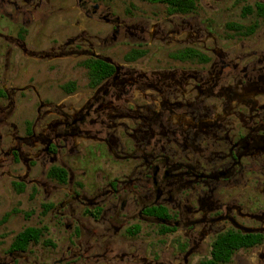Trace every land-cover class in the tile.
<instances>
[{
	"label": "flooded vegetation",
	"instance_id": "obj_1",
	"mask_svg": "<svg viewBox=\"0 0 264 264\" xmlns=\"http://www.w3.org/2000/svg\"><path fill=\"white\" fill-rule=\"evenodd\" d=\"M102 18L112 22L110 38L116 40L123 30L121 23ZM257 28L241 34L237 64L222 57L213 60L202 74L184 68L142 70L130 62H109L101 52L93 51L88 55L94 73L88 93L78 97L79 92L71 90L52 103L53 109L46 106L51 102L41 98L35 84L10 86L34 92L37 118L22 134L16 127L13 133H0V157H21L29 148H36L29 158L44 156L41 163L45 175L58 184L68 182L49 175L56 166L58 140L65 143L69 153L77 149L80 140H89L98 147L94 146L98 155L100 148L105 147L114 157L131 160L130 175L125 180L108 181L90 197L67 189L70 200L61 202L72 212L69 215L76 220L78 235L88 225L94 226L86 230L87 243L89 248L100 250L102 261L105 253L111 251L105 245L123 242L113 234L123 227H130L127 231L134 234L142 221L151 225L154 247L161 245L159 250L163 253L165 245L170 248L169 253L175 250L171 264L181 263L183 247L187 263L204 237L210 238L211 248L220 235L228 239L230 247L236 245L233 239L237 238L243 244L232 254L238 250L253 253L264 246V208L252 210L241 199L248 194L264 196V28ZM37 54L34 59L58 58L48 51ZM0 95L6 96V88ZM75 96L81 102L71 109ZM53 114L58 115L55 121ZM7 135L10 142L6 145L3 136ZM171 137L178 140L174 159L169 158L171 154H162V144ZM5 174V164L0 161V177ZM219 187L221 198L215 194ZM80 207L91 223L75 217L74 212ZM64 225L73 227V223ZM95 228L100 234L91 237ZM32 241L28 239L22 247L11 242L7 251L0 250V264H63L77 253L70 246L53 252L52 246L46 256L28 259L25 253ZM145 248L137 252L149 256ZM86 250L85 247L81 255L88 258ZM133 254L125 256L122 252L120 258H113L133 264L137 259ZM161 262L157 254H152L148 264ZM240 263H254L253 257L237 259L236 264Z\"/></svg>",
	"mask_w": 264,
	"mask_h": 264
},
{
	"label": "rangeland",
	"instance_id": "obj_2",
	"mask_svg": "<svg viewBox=\"0 0 264 264\" xmlns=\"http://www.w3.org/2000/svg\"><path fill=\"white\" fill-rule=\"evenodd\" d=\"M261 4L264 5V0H192V3L0 0V93L6 88V96L0 95V133H13L12 129L16 127L18 133L22 134L37 118L38 101L34 92L30 88L19 90L10 86L35 84L41 98L51 102L46 106L53 109L52 103L58 102L71 90L78 91V97L85 91L88 93L94 74L88 55L93 51L101 52L109 62H130L142 70L184 68L196 69L198 74H202L213 60L218 61L222 57L237 64L241 34L255 26L258 30L264 28V6ZM101 17L121 23L123 30L120 28L121 33L116 40L110 38L112 22H104ZM125 28L131 33H127ZM139 40H142V44L138 43ZM43 51L58 58L50 61L45 57L33 58ZM82 52L83 55L78 56ZM184 89L187 90V87ZM75 98L70 103L71 109L80 105L81 99ZM52 109L50 111L55 110ZM62 109L65 111L63 106ZM51 118L55 121L58 115L53 114ZM3 139L7 145L10 135L3 136ZM80 141L77 149L69 153L65 143L58 140L60 149L56 153V166L50 169L49 175L59 181L66 178L68 182L64 184L46 177L41 163L44 156L29 158L36 148H29L28 153L21 157H0L7 171L0 177V250L7 251L11 242L14 243L17 235L26 228H35L38 229V236L28 238L33 240L25 253L28 259L46 256L52 246L53 252L70 246L77 253L63 264H124L123 260L113 258H120L122 252H125V256L127 253L136 255L133 264H148L152 254H157L161 264H171L169 260H173L175 250L169 253L170 248L165 245L163 253L159 250L161 245L157 248L151 244L154 235L150 234L151 225L148 222L142 221L139 231L134 234L127 231L130 227L127 230L123 227L113 234L123 242L104 246L111 250L105 253L104 262L102 258L99 259L100 250L97 247H88L86 230L94 226L90 224L82 234L76 233V220L69 215L72 212L68 205L61 206L63 199L67 202L70 200L66 190L93 196L97 193L95 190L108 181L125 180L130 175L132 164L126 158L114 157L105 147L100 148L98 155L99 152L95 151L98 147L92 141ZM177 142L176 137H171L168 143L162 144V154H171L169 158L174 159ZM64 164L65 170L62 168ZM215 194L221 198L222 188H217ZM241 202L252 210L264 208L263 195L259 198L248 194ZM74 214L75 217L81 216L83 222L91 223L81 207ZM67 222L73 223V227L66 228L64 224ZM99 232L95 228L94 233H90L91 237H98ZM199 240L187 263L183 259L185 247L182 248L180 264H199L211 259L213 245L218 240L223 242L229 255L226 261L216 264H236L237 259L248 255L253 257L254 263L251 264H264V246L253 253L251 250H238L232 254L243 244L237 238L233 239L236 243L234 247L228 246V239L222 235L216 238L212 248L210 238ZM144 246L149 256L137 252H141ZM85 247L88 258L81 255ZM96 255L98 258L93 257Z\"/></svg>",
	"mask_w": 264,
	"mask_h": 264
},
{
	"label": "trees",
	"instance_id": "obj_3",
	"mask_svg": "<svg viewBox=\"0 0 264 264\" xmlns=\"http://www.w3.org/2000/svg\"><path fill=\"white\" fill-rule=\"evenodd\" d=\"M148 1H165L169 3H192V0H148ZM38 236V229L35 228H26L22 232H20L13 245L17 246H24L26 240L31 237L33 239L37 238ZM24 237V240L22 239ZM26 237V238H25ZM212 258L201 261L199 264H216L217 262L226 261L228 258V250L226 249L225 245L221 240H218L216 244L213 245V249L211 251Z\"/></svg>",
	"mask_w": 264,
	"mask_h": 264
}]
</instances>
